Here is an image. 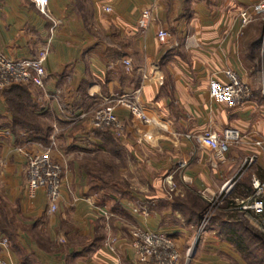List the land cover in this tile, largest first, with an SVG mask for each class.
I'll list each match as a JSON object with an SVG mask.
<instances>
[{
  "label": "crops",
  "instance_id": "1",
  "mask_svg": "<svg viewBox=\"0 0 264 264\" xmlns=\"http://www.w3.org/2000/svg\"><path fill=\"white\" fill-rule=\"evenodd\" d=\"M262 1L48 0L45 16L32 0H0L2 55L35 58L49 40L44 91L27 84L0 90V242H8L0 244L1 257L14 264H141L130 246L133 225L183 247L200 216L188 195L209 200L250 155L256 160L243 177L258 178L264 14L243 25L239 12ZM150 6L151 23L141 31V10ZM227 73L249 87L248 101L229 106L211 97V82H226ZM133 92L151 122L116 106L119 136L68 118ZM229 127L241 143L222 159L196 139ZM40 130L48 140L58 132L54 157L63 172L54 213L42 189L28 193L26 159L15 149L39 142L25 133Z\"/></svg>",
  "mask_w": 264,
  "mask_h": 264
},
{
  "label": "built area",
  "instance_id": "2",
  "mask_svg": "<svg viewBox=\"0 0 264 264\" xmlns=\"http://www.w3.org/2000/svg\"><path fill=\"white\" fill-rule=\"evenodd\" d=\"M36 8L45 16H48L46 7L48 0H32ZM109 11V9H106ZM153 7H146L141 10L137 25L141 31L147 29L151 23ZM264 14V0L258 4L252 5L239 12L241 23L246 25L254 16ZM157 37L164 41L167 32L158 31ZM49 40L38 53L37 57L13 61L0 53V90L15 85L32 84L44 91V61L48 55ZM264 61V56H262ZM125 67L129 66V61H123ZM263 80L260 85L261 95L264 96V62L262 65ZM227 81L224 83L213 81L210 84V95L216 101L226 103L229 106H238L251 98L249 87L241 81L234 73H227ZM116 106H122L132 116L137 117L142 123L148 124L151 120L146 116L144 109L139 104L137 92L128 95H121L115 98L106 99L105 103L95 109L90 115L80 113L74 117H68L71 123L80 122L88 119V125L91 129L100 131H111L119 136L122 132V125L115 114ZM58 132H53L46 144L32 142L27 140L23 146L16 147V151L21 153L25 159V179L28 193L32 196L38 189L45 193L48 203V211L54 213L58 208V199L61 186V174L63 172L60 164L55 160L54 150L57 146ZM190 138L189 135H186ZM196 139L205 147L213 151L215 157L222 159L226 151L232 145L241 143V135L237 129L225 128L221 133L216 134L212 131H204L196 135ZM33 144V146L31 145ZM256 145H260L256 142ZM256 160L255 155L247 157L241 170H245ZM239 174H242L241 171ZM238 175L231 180L223 183L219 193L228 194L233 190ZM255 196H259L264 191V184H258L255 181ZM262 202L256 201L251 206H241V209H255L262 211ZM130 246L141 264H177L180 254L178 246L174 239L166 234L142 229L138 226H132L129 231ZM7 240L2 239L0 244L7 245ZM191 252V248L187 250ZM0 264H14L7 262L0 255Z\"/></svg>",
  "mask_w": 264,
  "mask_h": 264
},
{
  "label": "rangeland",
  "instance_id": "3",
  "mask_svg": "<svg viewBox=\"0 0 264 264\" xmlns=\"http://www.w3.org/2000/svg\"><path fill=\"white\" fill-rule=\"evenodd\" d=\"M240 171L242 174H238L237 182L230 193L223 194L218 191L209 200L195 196L193 201L195 206L192 207L198 208L201 215L194 229V239L183 247H178L180 257L177 264H263L264 259L261 257L263 250L258 248L253 236L254 233L264 235V191L255 196V181L258 184L262 182L259 178L250 176L246 181L243 175L249 172L243 169ZM241 185L249 187V191L239 189ZM190 195L187 196L188 200L191 198ZM256 201L262 202V211L240 208L251 206ZM229 224L242 233L245 240L244 250H237L227 242ZM204 237L208 238L207 243H204ZM218 246L219 250L212 248ZM189 248L191 252L187 255ZM209 250L215 252L211 254L213 260L199 258L203 253L210 255Z\"/></svg>",
  "mask_w": 264,
  "mask_h": 264
},
{
  "label": "trees",
  "instance_id": "4",
  "mask_svg": "<svg viewBox=\"0 0 264 264\" xmlns=\"http://www.w3.org/2000/svg\"><path fill=\"white\" fill-rule=\"evenodd\" d=\"M27 85H32V84H27ZM27 136H29L32 140L39 141L43 144H46L48 142L47 138V132L45 130H40L38 132H33L32 133H25ZM258 178L261 180L262 184H264V170L260 171L258 170L257 172ZM195 196H191L189 202L191 203V206L194 205V200ZM195 207H193L194 209ZM200 211L197 210V213ZM201 215V214H200ZM228 233H227V242L232 244L233 247H235L237 250H244L245 247V240L243 238V235L241 232H239L235 227H233L231 224L228 225ZM254 238L258 244V248L262 249V254L261 257L264 259V235L263 234H255L254 233ZM264 264V262H263Z\"/></svg>",
  "mask_w": 264,
  "mask_h": 264
}]
</instances>
